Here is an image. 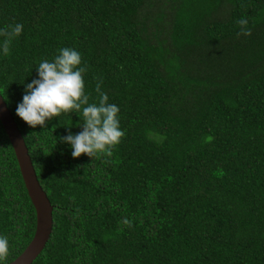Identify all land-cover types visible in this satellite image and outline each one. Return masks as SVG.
Returning <instances> with one entry per match:
<instances>
[{
	"label": "trees",
	"instance_id": "1",
	"mask_svg": "<svg viewBox=\"0 0 264 264\" xmlns=\"http://www.w3.org/2000/svg\"><path fill=\"white\" fill-rule=\"evenodd\" d=\"M17 22L0 95L52 206L32 264H264V0H0V29ZM62 46L81 53L89 101L99 82L120 107L110 155L56 143L81 130L78 110L35 128L15 113ZM34 230L0 124V264Z\"/></svg>",
	"mask_w": 264,
	"mask_h": 264
},
{
	"label": "clouds",
	"instance_id": "2",
	"mask_svg": "<svg viewBox=\"0 0 264 264\" xmlns=\"http://www.w3.org/2000/svg\"><path fill=\"white\" fill-rule=\"evenodd\" d=\"M238 23L242 27L237 35L250 34L247 18H240ZM22 30L23 25L19 22L0 29L4 36L0 40V54L8 53L11 38ZM35 70V78L23 83L24 92L16 105V115L35 128L37 125L45 126L62 113L78 110L83 117L81 130L75 133L67 131V134L56 138V143L66 144L73 158L81 154L89 157L101 153L110 155L124 135L120 126V107L109 101L99 82L96 85L97 101H89L83 77L87 66L81 62L80 51L62 46L51 59H41ZM8 251L9 240L6 235H0V257L6 256Z\"/></svg>",
	"mask_w": 264,
	"mask_h": 264
},
{
	"label": "water",
	"instance_id": "3",
	"mask_svg": "<svg viewBox=\"0 0 264 264\" xmlns=\"http://www.w3.org/2000/svg\"><path fill=\"white\" fill-rule=\"evenodd\" d=\"M0 124L12 146L27 195L35 211V230L24 250L7 264H32L47 243L52 229V206L41 188L22 135L0 95Z\"/></svg>",
	"mask_w": 264,
	"mask_h": 264
}]
</instances>
